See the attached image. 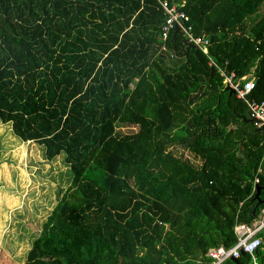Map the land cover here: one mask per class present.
I'll list each match as a JSON object with an SVG mask.
<instances>
[{"label":"trees","instance_id":"obj_1","mask_svg":"<svg viewBox=\"0 0 264 264\" xmlns=\"http://www.w3.org/2000/svg\"><path fill=\"white\" fill-rule=\"evenodd\" d=\"M162 1L207 45L162 40ZM263 100L264 0H0V122L70 172L21 264H211L264 211Z\"/></svg>","mask_w":264,"mask_h":264},{"label":"rangeland","instance_id":"obj_2","mask_svg":"<svg viewBox=\"0 0 264 264\" xmlns=\"http://www.w3.org/2000/svg\"><path fill=\"white\" fill-rule=\"evenodd\" d=\"M30 142L16 139L10 125L0 122V248L19 264L70 182L62 154L48 161L42 147ZM262 211L257 221H264Z\"/></svg>","mask_w":264,"mask_h":264},{"label":"built area","instance_id":"obj_3","mask_svg":"<svg viewBox=\"0 0 264 264\" xmlns=\"http://www.w3.org/2000/svg\"><path fill=\"white\" fill-rule=\"evenodd\" d=\"M161 7L164 11V22L161 25V38L166 37L168 30L178 27L185 35L186 43L192 45H207V40L200 37L194 38L188 29L182 26V22L186 20V16L181 10L177 8L175 4L169 6L166 2H161ZM209 64H212L209 62ZM223 75L222 72H220ZM233 73L228 76L223 75V85L233 90L237 98L244 99V96L254 87L253 79L250 77H241L243 81L239 86L238 82L233 81ZM247 118L253 119L252 124L260 129L263 133V150H264V100L260 103L250 102L247 104ZM264 212V211H262ZM264 228V221L254 220L250 224H238L234 227V233L236 235V242L230 248L216 247L210 248L206 251L205 256L211 260V264H220L226 259L237 258L240 253H245L250 256L252 264H258L254 258L255 250L262 244L261 239L257 237V233Z\"/></svg>","mask_w":264,"mask_h":264},{"label":"water","instance_id":"obj_4","mask_svg":"<svg viewBox=\"0 0 264 264\" xmlns=\"http://www.w3.org/2000/svg\"><path fill=\"white\" fill-rule=\"evenodd\" d=\"M175 31H176V28L174 27L173 28V32H175ZM185 47H186L185 48V54H186L187 50L189 48H193L194 46L192 44L187 43ZM211 72H212V70H211ZM228 90H229V93L233 94V90H231V89H228ZM243 120L248 122V123H252L253 122V119H251V118H244ZM254 199L256 200V205L252 209V214L254 213L255 207L260 203V201L258 199V189L257 188H256V192L254 194ZM230 260L233 261V262H236V259L231 258Z\"/></svg>","mask_w":264,"mask_h":264},{"label":"crops","instance_id":"obj_5","mask_svg":"<svg viewBox=\"0 0 264 264\" xmlns=\"http://www.w3.org/2000/svg\"><path fill=\"white\" fill-rule=\"evenodd\" d=\"M246 77L248 78L249 76H245V78H246ZM42 224H43V223H42ZM40 231H41V230H40ZM39 233H40V232H39ZM38 235H39V234H38ZM38 235H37V236H38ZM30 246H31V245H30Z\"/></svg>","mask_w":264,"mask_h":264}]
</instances>
